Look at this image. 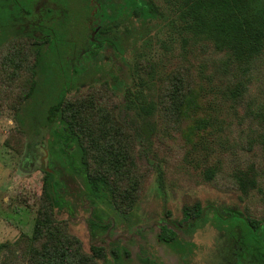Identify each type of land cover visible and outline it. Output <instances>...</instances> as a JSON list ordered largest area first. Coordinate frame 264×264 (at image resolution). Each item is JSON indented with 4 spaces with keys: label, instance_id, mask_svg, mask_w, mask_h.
<instances>
[{
    "label": "rangeland",
    "instance_id": "rangeland-1",
    "mask_svg": "<svg viewBox=\"0 0 264 264\" xmlns=\"http://www.w3.org/2000/svg\"><path fill=\"white\" fill-rule=\"evenodd\" d=\"M149 1L162 18L146 24L126 20L113 33L125 32L120 57L126 65L112 59L116 57L110 50L96 57L125 83L115 84L112 92L106 82H114L101 71L83 75L86 80L67 95L72 99L100 96L134 136L136 163L149 167L150 175L133 209L120 213L106 193L88 191L77 147L56 135L48 120L56 94L38 90L27 103L21 122L34 132L39 152L22 169L24 152L6 144L23 148V139L14 133V110L5 97L2 101L6 86L0 83V243L32 234L43 162L58 181L55 188L61 208L55 210L56 218L67 222L85 252L94 246L104 249L106 257L100 264H228L232 262L230 240L243 251L257 246V239L264 246V225L260 224L264 223V54L246 72L238 65H225L226 57L212 44L181 31V0ZM86 6L85 0H0V44L17 33L39 29L50 38L42 49L46 62L55 49L72 50L92 35L86 28ZM139 64L143 71H138ZM182 66H189L194 78L191 103L182 108L183 114L167 116L166 109L160 108L165 81ZM240 84L244 89L235 95ZM126 88L135 98L131 109L125 108ZM141 96L144 106L138 101ZM242 175L256 184L255 189L247 187L246 194L235 185L236 177ZM215 208H236L259 225L252 232L243 219L221 220ZM164 225L175 234L170 243L158 237ZM260 251L264 253V248ZM259 257L249 264H259Z\"/></svg>",
    "mask_w": 264,
    "mask_h": 264
},
{
    "label": "trees",
    "instance_id": "trees-1",
    "mask_svg": "<svg viewBox=\"0 0 264 264\" xmlns=\"http://www.w3.org/2000/svg\"><path fill=\"white\" fill-rule=\"evenodd\" d=\"M85 1L89 9L86 28L92 31L97 26L99 30L93 39L91 35L85 37L84 41L75 44L74 49L61 52L55 49L48 62L43 61L42 49L50 43V38L39 29H34L32 34L17 33L0 44V83L6 86L1 95L2 101L5 97L14 110L17 123L14 133L18 139L24 142L27 138L26 143L22 142V149L19 145L8 144V141L6 144L19 153L24 152L22 169L27 167L25 163H32L39 152L36 136L22 126L21 117L38 90L45 94H56V103L48 114V120L56 129V135L68 138L77 147L88 191L95 195L106 193L118 212L127 213L133 209L143 183L150 175L149 167L136 163L134 136L120 123L115 108L104 103L100 96L84 95L72 99L67 95L86 80L83 75L90 76L101 71L114 82H106L110 91H115L116 85H123V77L111 67L104 69L102 62L97 60L100 50H110L116 57L112 59L126 65L120 57L125 32L118 35L113 34L114 31L126 20L139 19L146 24L163 16L149 0ZM178 7L181 31L194 40L212 44L216 52L226 57L225 65L232 63L246 72L261 60L264 54V0H181ZM33 12L35 14L34 8ZM170 26L175 27L174 23H170ZM37 32L41 35L37 36ZM104 65L106 67V63ZM140 70L144 69L139 64ZM193 80L189 66H182L167 76L160 103V108L166 109L165 115L183 114L182 108L191 103ZM243 89L240 84V89L234 90L235 95ZM132 96V91L126 88L124 98L127 109L136 104ZM142 100L141 96L138 101L144 106ZM161 116H164L162 111ZM69 152L67 149V154ZM42 173L33 232L31 235L21 234L14 242L0 243V264H100L106 257L104 249L94 246L90 253L85 252L81 241L70 233L67 222L56 218L55 210L61 208L55 188L58 181L53 174ZM212 175V171L207 172L208 179ZM235 185L243 194L256 188L253 178L245 175L236 177ZM227 216L242 219L240 212ZM246 222L253 229L252 232L259 225L251 220ZM168 223L172 225V222ZM158 237L160 241L170 243L175 234L164 225ZM256 242L257 246H246L244 264L256 262L254 258L260 255L263 242L259 239ZM248 249L250 252H247ZM258 259L260 261V257Z\"/></svg>",
    "mask_w": 264,
    "mask_h": 264
},
{
    "label": "flooded vegetation",
    "instance_id": "flooded-vegetation-1",
    "mask_svg": "<svg viewBox=\"0 0 264 264\" xmlns=\"http://www.w3.org/2000/svg\"><path fill=\"white\" fill-rule=\"evenodd\" d=\"M95 12V11H94ZM97 30V31H96ZM99 28L96 26L93 28V30L91 31L92 34L96 31V34L98 32ZM96 34L94 35V37L96 36ZM93 37V38H94ZM104 50H100V52H102ZM99 52V53H100ZM124 59V58H123ZM112 64V63H111ZM113 65V64H112ZM114 67V65H113ZM116 67V66H115ZM213 208V207H212ZM216 209V214L218 215V217L221 219V220H226L228 219L229 217L227 216V214H230L232 212L236 213V212H239L236 208H227V209H218V208H215ZM244 221H247L248 219L242 215L241 217ZM240 219V218H239ZM175 227V225L173 226ZM240 243V241H239ZM230 248H229V252L231 253V256H232V262H227L228 264H237L238 262L240 261H244L245 260V254H246V250L243 251V247L242 246H237L236 245V242H233L232 240H230ZM264 248V246H263ZM262 248V249H263ZM260 263L259 264H264V253L260 252Z\"/></svg>",
    "mask_w": 264,
    "mask_h": 264
},
{
    "label": "water",
    "instance_id": "water-1",
    "mask_svg": "<svg viewBox=\"0 0 264 264\" xmlns=\"http://www.w3.org/2000/svg\"><path fill=\"white\" fill-rule=\"evenodd\" d=\"M96 31H97V30H96ZM96 31L91 35V38H92V39H93V37H94ZM41 165H42V166H41V170H42V171L49 172V173L52 172V171H50L49 169L43 167V162H42Z\"/></svg>",
    "mask_w": 264,
    "mask_h": 264
}]
</instances>
